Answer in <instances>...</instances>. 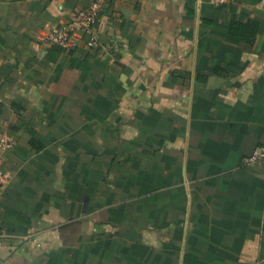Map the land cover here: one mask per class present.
Listing matches in <instances>:
<instances>
[{
  "label": "crops",
  "instance_id": "0c3cea01",
  "mask_svg": "<svg viewBox=\"0 0 264 264\" xmlns=\"http://www.w3.org/2000/svg\"><path fill=\"white\" fill-rule=\"evenodd\" d=\"M2 139L0 264H264V0H0Z\"/></svg>",
  "mask_w": 264,
  "mask_h": 264
},
{
  "label": "built area",
  "instance_id": "2783aa9c",
  "mask_svg": "<svg viewBox=\"0 0 264 264\" xmlns=\"http://www.w3.org/2000/svg\"><path fill=\"white\" fill-rule=\"evenodd\" d=\"M232 0H210L216 6L228 5ZM100 10V2L95 1L89 7L74 12L68 22L57 26L46 34L42 41L48 45H58L65 49L75 45L78 37L85 38L87 46L94 48L97 43L96 22ZM12 146V142L0 140V180L3 177L1 154L4 149ZM246 165L264 164V144L257 146L244 158ZM4 234L0 232V244Z\"/></svg>",
  "mask_w": 264,
  "mask_h": 264
}]
</instances>
